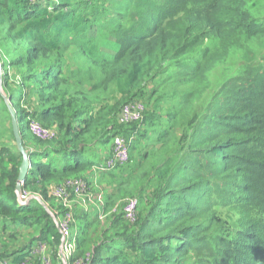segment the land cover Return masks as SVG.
<instances>
[{"label":"trees","instance_id":"obj_1","mask_svg":"<svg viewBox=\"0 0 264 264\" xmlns=\"http://www.w3.org/2000/svg\"><path fill=\"white\" fill-rule=\"evenodd\" d=\"M39 1L0 0L11 54L0 55V231L37 224L38 240L60 237L35 199L17 205L22 156L4 95L29 154L22 191L81 176L97 146L132 137L127 162L102 170L99 210L80 208L70 224L87 264H264V53L214 88L208 80L229 53L264 40V0ZM70 51L83 61L70 63ZM136 97L153 99L152 111L119 123ZM30 114L55 137L24 133ZM127 191L134 223L111 211Z\"/></svg>","mask_w":264,"mask_h":264},{"label":"rangeland","instance_id":"obj_2","mask_svg":"<svg viewBox=\"0 0 264 264\" xmlns=\"http://www.w3.org/2000/svg\"><path fill=\"white\" fill-rule=\"evenodd\" d=\"M53 1L56 2V0H53ZM39 2L43 3L44 1L40 0ZM262 3H264V1ZM95 33H96V28L95 26H92V28L90 29V34L94 35ZM260 53H264V40H260V41L258 40V41L253 42L248 48H246L245 50H241L240 52L229 53L223 59V61L218 63L209 73L208 80H209L210 85L213 88L216 87L219 84L220 78L223 75L225 76L226 74L233 72V71H234L233 73H235L237 72V70H239V66H237L238 62H241V64L248 63ZM0 55H2L5 60L11 59V54L8 53V48L5 44H0ZM65 57L70 60V63H73V62L77 63V61L78 62L83 61V57L75 51H70L68 54L65 55ZM146 86H147L145 87L146 90H150L153 85L152 83H148ZM131 100L141 101L146 107V114H149L150 111H152V107H150V103L153 101V99L147 102V100L142 99L141 97H136L134 99L128 100L127 102ZM22 104L24 105L23 102ZM124 104H122V106ZM121 107L119 108V111ZM117 114H119V112ZM31 118L34 119L32 116ZM2 123H3V120L0 119V124L2 125ZM22 126H23L24 133H26L28 136H32V134L28 130V122H26V120L23 122ZM5 134L6 135L3 137V142L9 143V141H11L9 140L10 134L9 132ZM136 140L137 139L134 136L133 142L131 144V155L130 156H132V158H134L137 153V150L135 147ZM110 146H111V140L106 146L99 145L96 147L95 151L89 153V156L94 161L93 163L94 165L89 169V171L81 175V177H84L87 179V182H88L87 191L84 192L82 196L71 197L69 201L67 202V204L69 205L72 211L73 222L75 223H76L78 211H80V208H83L82 209L83 211L86 210V208H90V207H95L97 210H99L102 202L104 201L103 200L104 191H105V187H107L108 184L105 183V180L103 178L105 176L104 172L101 170L100 166L98 167V165L102 162L103 157H106L108 155ZM117 170L118 169L113 171V173L119 174L120 172ZM71 177H75V176H71ZM59 182L52 181L50 183H47L44 186L45 190L43 192L34 193L36 194V196L40 197V199L43 201V204L45 205L46 208H44V206L42 205L41 206L43 207V210L49 216L53 218L54 224L57 220V217L55 215H58L60 212H63L66 209V207L63 206V204H61L58 201H55L53 196L49 193V187ZM129 197H133V195H131L128 191L124 192V194L120 196L114 202L115 205L114 206L112 205L111 207L114 208L116 206H119L123 202L124 199L129 198ZM107 213L102 215L100 217V220H104L105 217L107 216ZM60 215H58V217ZM75 223H72L73 224V227L71 228L72 233H70L72 238L69 237L70 239L69 241L66 242L67 245L65 244L64 247H63V243L61 242V237H59L58 240L55 237H53V240H51V237L49 236L47 241H43L46 245V249L43 253L45 256L49 258V264H68L71 258H81L80 253H78V249H77L75 239H74L76 237L75 233H78V231L74 229L76 227ZM38 234H39V225L37 224L32 225V226L25 225V224L24 225H12V230H10L9 228L6 230H1L0 231V260L2 262L9 263L10 260H12L14 256H17L21 254L22 252L23 253L27 252L30 248H33L32 246L33 245L35 246L36 242L41 241V240H38L37 238L39 236ZM69 243H70L71 251L69 250V255H68L67 249L66 251H63V249L66 248ZM70 253H71V256H70ZM32 259L28 261V264H35V260H32Z\"/></svg>","mask_w":264,"mask_h":264},{"label":"built area","instance_id":"obj_3","mask_svg":"<svg viewBox=\"0 0 264 264\" xmlns=\"http://www.w3.org/2000/svg\"><path fill=\"white\" fill-rule=\"evenodd\" d=\"M144 110L145 106L141 101H130L121 108L118 114V122L124 124L139 122L143 117ZM28 130L34 137L39 140H50L56 135L55 130L46 128L35 120L29 121ZM128 144L129 142L126 138L121 135H115L112 139L110 155L100 166L101 169L112 170L118 165L127 162L129 157ZM87 188L88 183L86 179L82 177L67 178L62 182L49 187V193L53 196V198L63 204L64 207H66L63 215L60 216V218H57L55 222L60 233L63 247L65 244L67 245L66 242L70 239V224L73 221L72 211L67 202L71 197L82 196L83 193L87 191ZM30 198L31 194L29 192L24 190L19 191L17 194L18 205H26ZM136 207L137 199L134 197L125 199L121 205L123 216L130 223H133L136 219ZM45 249L46 245L44 242H36L29 255H36L35 257L38 256L41 264H49V258L43 253ZM66 249L69 255V250L71 251L70 243L66 248L63 249V251H66ZM0 264H27V258L13 263H5L0 261ZM68 264H87V260L86 258H72L71 260H69Z\"/></svg>","mask_w":264,"mask_h":264},{"label":"water","instance_id":"obj_4","mask_svg":"<svg viewBox=\"0 0 264 264\" xmlns=\"http://www.w3.org/2000/svg\"><path fill=\"white\" fill-rule=\"evenodd\" d=\"M1 72H2V70H1V65H0V80H1ZM3 98H5V102L7 104V108H8V111L10 113V116H11V125H12V131H13L15 143H16L18 151L20 152V154L22 156V162H21L20 167H19V174H18L17 184H16V192H19L21 182L24 181L25 176H26L28 169L30 167V160H29V156H28L29 154L23 145V141H22L20 131L18 128V121L16 118L15 111L9 105L8 99L6 97H4V95H3ZM35 198L40 201V203L42 204V206H44V208H46L45 205L43 204V201L40 199V197L35 196Z\"/></svg>","mask_w":264,"mask_h":264},{"label":"clouds","instance_id":"obj_5","mask_svg":"<svg viewBox=\"0 0 264 264\" xmlns=\"http://www.w3.org/2000/svg\"><path fill=\"white\" fill-rule=\"evenodd\" d=\"M2 70V69H1ZM1 74H2V72H1ZM131 101H133V100H131ZM139 101V100H138ZM130 102V101H129ZM128 103V102H127ZM126 104V103H125ZM124 104V105H125ZM123 105V106H124ZM122 106V107H123ZM145 106V105H144ZM121 107V108H122ZM121 110V109H120ZM120 112V111H119ZM146 113V107H145V110H144V112H143V117H144V114ZM143 117H142V119L139 121V122H132V123H136V124H139V123H141V121L143 120ZM30 120H34V119H28V123H29V121ZM36 121V120H35ZM38 122V121H37ZM40 123V122H39ZM41 124V123H40ZM122 124H124V123H122ZM126 124H128V123H126ZM42 125V124H41ZM33 136V135H32ZM115 136V135H114ZM113 136V137H114ZM122 136V135H121ZM34 137V136H33ZM113 137H112V139H113ZM36 138V137H35ZM127 140H128V142H129V144H128V147H129V145H130V142H131V140H132V137H128L127 138ZM111 146H112V140H111ZM111 146H110V150H109V153H108V155L106 156V157H103V160H102V162L99 164V166H101L103 163H104V160L110 155V152H111ZM129 158V157H128ZM101 168V167H100ZM116 168V167H115ZM114 168V169H115ZM114 169H112V170H114ZM101 170H106V169H101ZM110 171V170H109ZM75 177H81V176H75ZM69 178H72V177H69ZM82 178H84V177H82ZM67 179V178H66ZM84 179H86V178H84ZM65 180V179H64ZM86 181H87V179H86ZM62 182V181H61ZM60 183V182H59ZM88 183V182H87ZM23 184V181L21 182V185ZM58 184V183H57ZM20 191H21V186H20ZM17 194H18V192H16ZM31 194V198L30 199H35L36 201H39V200H37L36 198H35V196H36V194H32V193H30ZM130 198V197H129ZM135 198V197H134ZM127 199V198H126ZM137 199V198H136ZM55 200V199H54ZM125 200V199H124ZM123 200V201H124ZM56 201V200H55ZM29 202V201H28ZM17 203H18V201H17ZM39 203H40V201H39ZM123 203V202H122ZM122 203L119 205V206H116V207H114L113 209H112V211H115V210H117L118 209V207L121 209V205H122ZM41 204V203H40ZM18 205V204H17ZM42 205V204H41ZM19 206V205H18ZM25 206V205H24ZM65 211V210H64ZM64 211H63V213H64ZM121 212H122V209H121ZM61 216V215H60ZM60 216L59 217H57V218H60ZM122 216H123V212H122ZM123 218H124V216H123ZM125 219V218H124ZM126 220V219H125ZM136 220V219H135ZM126 221H128V220H126ZM129 222V221H128ZM135 222V221H134ZM133 222V223H134ZM130 223V222H129ZM55 225H56V223H55ZM59 232V231H58ZM70 233V232H69ZM69 237L70 238H72L71 237V235H69ZM72 240V239H71ZM73 241V240H72ZM42 242V241H41ZM62 242V241H61ZM32 247H34V245L32 246ZM32 250V248H30L27 252L28 253H26V254H28V256H25V258H27V264H28V261H30L33 257H35V256H31V255H29L30 254V251ZM70 256H71V253H70ZM25 258H22L21 260H24ZM72 259V258H71ZM21 260H19V261H21ZM1 261V260H0ZM13 262H18V261H12V260H10V262L9 263H13Z\"/></svg>","mask_w":264,"mask_h":264}]
</instances>
